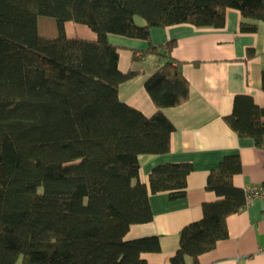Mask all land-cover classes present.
<instances>
[{"label":"trees","instance_id":"obj_1","mask_svg":"<svg viewBox=\"0 0 264 264\" xmlns=\"http://www.w3.org/2000/svg\"><path fill=\"white\" fill-rule=\"evenodd\" d=\"M230 7L264 21V0H0V264L20 256L25 264H154L141 253L159 250L158 237L125 235L152 219L151 193L186 194L193 165L159 163L148 187L139 155L171 149L175 125L163 108L187 101L190 83L170 53L176 40L151 44L144 51L164 58L145 81L157 108L146 115L125 103L119 85L139 70L120 69L121 47L108 34L150 40L154 26L223 27ZM69 20L96 38L68 35ZM257 28L241 22L242 31ZM224 119L264 143V105L252 95L236 94ZM241 170L232 153L210 171L206 188L219 197L181 229L169 264H187V255L200 264L228 236L227 217L247 204L233 180Z\"/></svg>","mask_w":264,"mask_h":264},{"label":"crops","instance_id":"obj_2","mask_svg":"<svg viewBox=\"0 0 264 264\" xmlns=\"http://www.w3.org/2000/svg\"><path fill=\"white\" fill-rule=\"evenodd\" d=\"M142 24L143 18H138ZM255 22L256 31H242L241 22ZM68 35L95 39L97 34L84 23L66 21ZM119 45V67L138 74L119 85V97L146 115L156 105L145 88L146 79L162 64L164 58L155 51L145 52L151 44L175 39L171 56L181 61V69L190 83V96L177 106L163 108L175 125L171 133V149L165 153L139 155V179L150 186L153 167L166 162H191L187 191L171 198L168 191L151 193L153 217L150 221L131 224L125 237L157 236L159 250L143 251L142 257L154 264H169L180 245V231L188 223L203 216V204L218 199L206 188L210 171L217 168L227 154L239 153L242 170L233 180L245 189L264 183V143L257 145L252 137L240 136L225 121L233 110L236 94H250L264 105L262 71L264 69V21L245 17L236 8H228L223 27L198 26L189 22L154 26L150 40L108 34ZM254 54L247 56L248 49ZM136 57L133 58V51ZM160 50L168 51L163 47ZM228 236L214 248L199 255L200 264H264V189L241 210L227 217ZM187 264H194L186 256ZM16 264H25L22 256Z\"/></svg>","mask_w":264,"mask_h":264},{"label":"built area","instance_id":"obj_3","mask_svg":"<svg viewBox=\"0 0 264 264\" xmlns=\"http://www.w3.org/2000/svg\"><path fill=\"white\" fill-rule=\"evenodd\" d=\"M264 189V183L259 185H251L246 188L247 191V202H249L253 197L258 196Z\"/></svg>","mask_w":264,"mask_h":264}]
</instances>
